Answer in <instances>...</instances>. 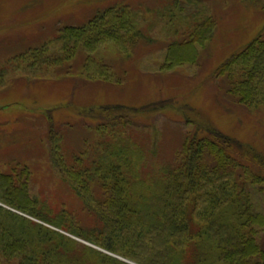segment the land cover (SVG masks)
Masks as SVG:
<instances>
[{
	"label": "trees",
	"instance_id": "trees-1",
	"mask_svg": "<svg viewBox=\"0 0 264 264\" xmlns=\"http://www.w3.org/2000/svg\"><path fill=\"white\" fill-rule=\"evenodd\" d=\"M233 1L264 16V0ZM147 12L110 0L84 23L59 28L57 45L0 61V83L80 53L87 82L120 84L125 72L100 48L137 58L158 39ZM157 12L167 21L156 75L197 64L216 29L205 1L164 0ZM213 71L221 97L206 108L186 94L201 86L181 82L178 98L77 107L86 132L69 155L50 117L49 156L77 204L49 188L48 198L33 194L27 167L0 171V264H264V24ZM236 110L256 116L247 141L212 116ZM160 113L162 127L153 123Z\"/></svg>",
	"mask_w": 264,
	"mask_h": 264
},
{
	"label": "rangeland",
	"instance_id": "rangeland-1",
	"mask_svg": "<svg viewBox=\"0 0 264 264\" xmlns=\"http://www.w3.org/2000/svg\"><path fill=\"white\" fill-rule=\"evenodd\" d=\"M128 1L139 4L143 12L148 10L153 24L150 34L158 39L149 47H141L137 50L138 57L130 60L120 58L112 48H100L105 49L102 54L114 64L119 75L125 72L120 84L87 82L82 75L83 55L80 53L70 64L37 71L28 68L25 74L8 76L0 83V171L10 173L15 166L27 167L31 173V191L38 197L48 198L44 194L49 188L53 195L64 197L71 205L78 201L51 162L47 142L50 117L54 126L61 128L62 150L69 155L79 150L86 132L77 107L84 109L106 102L138 105L155 99L178 98L186 91L178 88L181 82L194 88L201 86L196 93L186 94L190 104L206 108L210 101L221 97L218 89L223 85L215 78L214 68L242 49L264 24L262 12L252 5H239L233 0H204L216 20L214 37L201 51L197 64L158 76L155 70L163 56L160 45L167 20L158 18L157 8L163 7L164 0ZM108 2L110 0H0V61L13 59L25 49L57 45L59 28L84 23ZM223 113L224 116H212L223 130L247 141L255 127L256 116L239 110ZM166 120L160 113L153 123L162 127ZM189 129L192 127L186 124L185 130ZM261 145L264 149V139Z\"/></svg>",
	"mask_w": 264,
	"mask_h": 264
}]
</instances>
